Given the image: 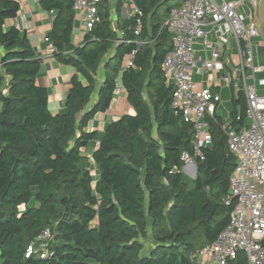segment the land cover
<instances>
[{"label": "trees", "instance_id": "16d2710c", "mask_svg": "<svg viewBox=\"0 0 264 264\" xmlns=\"http://www.w3.org/2000/svg\"><path fill=\"white\" fill-rule=\"evenodd\" d=\"M183 1L134 0L140 14L125 17L123 0H100V21L75 45L71 1L38 0L56 12L46 36L53 58L74 69L64 108L52 113L48 88L36 83L40 59L26 33L6 25L19 4L0 0L1 264H191L190 254L226 227L236 157L220 126L245 125L246 101L230 88L228 118L213 111L211 144L203 159L194 158L196 174L188 178L181 155L193 156V127L171 107L172 87L161 70L171 47L163 23ZM133 50V67L123 69ZM116 79L133 112L100 134L87 130L112 105ZM45 230L46 256L26 255Z\"/></svg>", "mask_w": 264, "mask_h": 264}, {"label": "built area", "instance_id": "2783aa9c", "mask_svg": "<svg viewBox=\"0 0 264 264\" xmlns=\"http://www.w3.org/2000/svg\"><path fill=\"white\" fill-rule=\"evenodd\" d=\"M70 1L83 36L100 21V0ZM251 1L256 6L257 0ZM243 2L184 0L170 9L163 23L171 34V47L161 63L164 82L172 87L171 107L193 127V156L185 151L181 155L186 167L195 163V157L203 159L202 148L211 144L209 119L221 102L216 87L240 89L246 101L245 125L234 129L225 121L220 126L229 152L236 157L228 184L234 208L216 239L190 254L191 264H264V94L256 88L257 84L264 86V77H259L264 68L254 64L252 42V38L264 35L255 16H246L240 9ZM125 5L129 16L140 14L134 0H126ZM141 27L137 19L134 33L139 34ZM135 53L133 50L124 58L123 69L133 67ZM194 72L201 77L198 81L193 78ZM122 93L121 82L116 79L113 95ZM49 237V230L42 232L38 245L32 242L26 255L38 252L44 258V244Z\"/></svg>", "mask_w": 264, "mask_h": 264}, {"label": "crops", "instance_id": "0c3cea01", "mask_svg": "<svg viewBox=\"0 0 264 264\" xmlns=\"http://www.w3.org/2000/svg\"><path fill=\"white\" fill-rule=\"evenodd\" d=\"M19 4V14L6 21V25H14L18 27L21 31L26 33L27 39L35 51L36 57L40 59V69L36 77V83L38 85L48 88V107L52 113L62 111L64 108L65 97L70 86V78L74 72L71 66L61 64L57 62L52 56V46L46 40V36L49 33L52 25V21L56 15L55 11H47L42 9L38 0H16ZM245 1V0H244ZM126 0H123L122 4V14L125 17H129L128 8L125 5ZM113 4V3H112ZM113 8V7H112ZM241 9V8H240ZM256 25L261 30V34L264 35V16L261 14H256ZM79 21L74 15V29L72 35V41L75 45L80 44L83 36L80 33ZM254 44V64L264 68V36L259 35L252 38ZM235 47V43L232 42ZM199 48V46H196ZM3 49L0 47V57L2 56ZM235 53V52H233ZM208 57L207 53L202 54ZM229 67L232 64L228 65ZM227 66V68H228ZM221 75V72L216 74L217 77ZM200 75L196 72L193 73V78L198 81ZM103 77V70H100V77ZM259 77H264V72L259 74ZM257 92L264 94V86L256 85ZM220 93L221 102L225 99H230L231 90L226 86L216 87ZM96 92L92 94V100L90 106L95 102ZM223 99V100H222ZM220 102V103H221ZM219 103V104H220ZM219 104L216 107H219ZM89 106V107H90ZM133 110L126 101L125 93H122L112 101L110 108L104 113H98L92 120V126L90 130H96L98 134L104 129V127L114 119L125 113H132ZM219 114V112H217ZM220 115V114H219ZM91 146L95 147L97 140L90 142ZM94 145V146H93ZM92 148H86L85 153L91 156ZM91 160V157H90ZM92 161V160H91ZM189 171L192 170V165L187 167ZM187 171V170H186ZM96 176H94L95 178Z\"/></svg>", "mask_w": 264, "mask_h": 264}, {"label": "rangeland", "instance_id": "374dc122", "mask_svg": "<svg viewBox=\"0 0 264 264\" xmlns=\"http://www.w3.org/2000/svg\"><path fill=\"white\" fill-rule=\"evenodd\" d=\"M241 10L243 11V13L246 16L251 14L254 17V12H256V14L258 13V14H261V16H264V0H257L256 6L253 5V2L251 0H245L243 2V5L241 6ZM199 78H200V76H199ZM226 87L229 89L228 86H226ZM230 108H231L230 99H225L219 104V107L217 108V112H219L220 116H222L223 118H228ZM183 172L188 178H191L190 173L192 172V170L190 172L187 167L186 168L183 167ZM20 210H24L23 205L20 206ZM143 241H144L145 246H148L150 244L149 239H145ZM36 245H38V244H36ZM0 264H1V260H0Z\"/></svg>", "mask_w": 264, "mask_h": 264}, {"label": "water", "instance_id": "95a60500", "mask_svg": "<svg viewBox=\"0 0 264 264\" xmlns=\"http://www.w3.org/2000/svg\"><path fill=\"white\" fill-rule=\"evenodd\" d=\"M184 168H186V165L184 166ZM190 174H191V177H194L196 174V164L195 163L192 164V172Z\"/></svg>", "mask_w": 264, "mask_h": 264}]
</instances>
